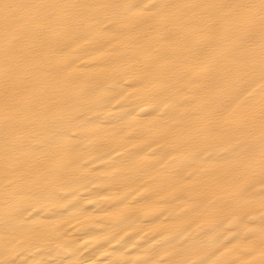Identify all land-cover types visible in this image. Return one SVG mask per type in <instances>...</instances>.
<instances>
[{"label":"bare ground","instance_id":"6f19581e","mask_svg":"<svg viewBox=\"0 0 264 264\" xmlns=\"http://www.w3.org/2000/svg\"><path fill=\"white\" fill-rule=\"evenodd\" d=\"M0 264H264V0H0Z\"/></svg>","mask_w":264,"mask_h":264}]
</instances>
